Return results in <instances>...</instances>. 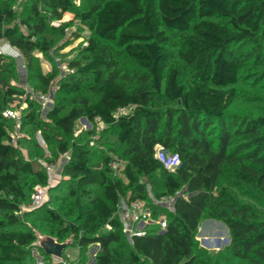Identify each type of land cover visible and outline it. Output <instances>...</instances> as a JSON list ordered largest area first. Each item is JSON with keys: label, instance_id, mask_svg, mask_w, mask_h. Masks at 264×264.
Segmentation results:
<instances>
[{"label": "trees", "instance_id": "obj_1", "mask_svg": "<svg viewBox=\"0 0 264 264\" xmlns=\"http://www.w3.org/2000/svg\"><path fill=\"white\" fill-rule=\"evenodd\" d=\"M23 3L20 12L16 0H0V41L16 48L29 69L34 52L49 58L54 36L73 25L62 21L66 13L74 11L90 35L69 61L76 77L58 82L59 92L70 99L66 111L61 100L43 112L10 84L18 76L0 56V73L7 74L0 76V264H27L35 230L59 242L71 238L80 248L97 244L95 264H215L195 250L202 217L225 224L233 260L264 264V218L241 200L264 207V115L229 111L246 66L252 61L255 75H264L258 41L264 37V0ZM122 59L139 70H125ZM57 75L55 70L40 76L43 92ZM14 101L26 104L21 131L42 130L47 138L46 131H54V161L69 152L67 178L49 188L42 214L26 212L27 222L21 206L36 186H49L48 174L35 169L12 142L3 111ZM80 117L98 118L115 131L124 147L127 182L113 176L110 158L99 167L83 139H74ZM158 145L178 158L174 170L156 155ZM143 178L152 182L157 199L174 198L173 210L164 227L135 233L127 245L117 211L121 199L128 205L148 200ZM96 184L100 194L93 191ZM165 212L152 207L153 216Z\"/></svg>", "mask_w": 264, "mask_h": 264}, {"label": "rangeland", "instance_id": "obj_2", "mask_svg": "<svg viewBox=\"0 0 264 264\" xmlns=\"http://www.w3.org/2000/svg\"><path fill=\"white\" fill-rule=\"evenodd\" d=\"M25 0H16V8L21 12ZM77 5L79 1L76 2ZM74 11L68 12L64 15L62 21L73 20L65 35L56 34L55 45L53 50L50 51L49 58L42 55L41 52H34V60L32 68L26 66L22 54L7 41H0V56L5 58L6 63H11L16 71L18 78L16 80L10 79V84L22 88L25 92L29 93L35 101L40 105V109L44 112L49 109L55 102L61 101L63 104H70L69 96L59 92L58 82L60 79H65L67 76L74 75V69L69 66V61L74 59L75 56L80 54V50L85 46L87 37L90 35L89 28L75 18ZM57 24V21H53ZM261 48L264 49V37L259 38ZM109 48L114 46L108 44ZM246 47V46H245ZM243 47V48H245ZM245 52V50H244ZM121 67L128 71H138L139 68L132 61H120ZM254 64L252 61L242 72L241 79L238 84V100L229 108L230 112L263 114L264 115V75H255ZM57 71L58 75L50 82L48 90L42 91L43 84L40 76H48L51 72ZM6 73H0V76L5 77ZM78 76V75H77ZM46 93L48 100L40 99L39 95ZM23 101H14L7 106L3 114L8 119V129L14 138V143L18 144L21 154L24 159L31 161L35 169H45L48 174V187H44V195L39 204L32 202L33 192L30 196V201L22 204L20 215L26 222L29 221L25 214L28 210L33 211L35 214H42L44 206L49 204L51 187L57 186L63 179L67 178L64 175L63 168L69 158V152L60 154L54 161V154L58 151L57 135L54 131H46L49 137L45 136L42 130L27 129L20 130V121L17 115L20 114L25 107ZM69 107L66 106L65 111ZM128 109L119 110L118 114L128 112ZM44 117V114L41 115ZM74 139L82 138L90 149L91 160L101 168H104V160L111 159L110 167L113 171V176L118 177L127 182L123 169L126 165L123 146L117 140L115 131L105 125L100 119L83 120L82 117L76 121V129L73 135ZM20 142V143H19ZM156 155L163 161L164 165L174 170L178 165L176 155L161 146H156ZM52 167L48 169V166ZM145 182V189L148 196L147 201L137 200L138 206L132 207L128 205L124 199L120 200L118 207V217L122 222L121 237L123 242L127 245L132 244V236L137 232L145 231L150 228L164 227L167 219L168 212L173 210L174 198L157 199L154 196V187L150 180L143 178ZM154 181L159 182V176H154ZM94 193L100 194L99 184L94 185ZM242 201L250 202L259 215L264 218V207L260 203L249 201L246 198H241ZM156 206L166 210L165 214L153 216L152 207ZM36 239L29 247V256L26 260L27 264H95V257L100 251L97 244H90L86 247L80 248L71 238H68L67 246L65 247L62 256L57 258L51 254H46L40 246V241L49 236L46 233L35 230ZM54 238V237H53ZM229 232L225 224L216 219H209L202 217L199 226L195 232V250L203 258L214 262L215 264H240L239 261L233 260L229 253ZM142 258V257H141ZM142 262H146L142 258ZM149 263V262H148ZM242 264V263H241Z\"/></svg>", "mask_w": 264, "mask_h": 264}, {"label": "water", "instance_id": "obj_3", "mask_svg": "<svg viewBox=\"0 0 264 264\" xmlns=\"http://www.w3.org/2000/svg\"><path fill=\"white\" fill-rule=\"evenodd\" d=\"M82 119L86 120L85 117H82ZM226 240L228 241L229 239ZM66 245V242H59L52 236H46L40 241V246L43 248L44 253L51 254L57 258L62 256Z\"/></svg>", "mask_w": 264, "mask_h": 264}, {"label": "built area", "instance_id": "obj_4", "mask_svg": "<svg viewBox=\"0 0 264 264\" xmlns=\"http://www.w3.org/2000/svg\"><path fill=\"white\" fill-rule=\"evenodd\" d=\"M25 95L28 96L29 98H32L31 95H30L29 93H27V92H25ZM39 97H40V99H43V100H45V101L48 100V96L46 95V93H42V94H40ZM17 119H19V121H20V119H21V113L17 115ZM12 142H14V138H13V136H12ZM176 159H177V162H178V164H179V160H178V158H176ZM177 166H178V165H177ZM51 167H52V164H50V165L48 166L49 172H50ZM43 195H44V187H43V186H36V187L34 188V192H33V196H32V202H33L35 205H36V204H39V203L41 202L42 198H43ZM131 205H132V207H136V206H138V202L135 201V202H133ZM137 233H138V234H142V233H144V232L142 231V232H137Z\"/></svg>", "mask_w": 264, "mask_h": 264}]
</instances>
